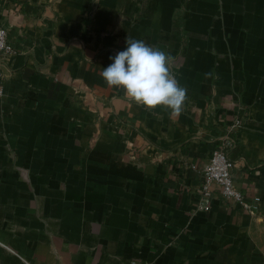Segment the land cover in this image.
<instances>
[{
  "label": "crops",
  "instance_id": "0c3cea01",
  "mask_svg": "<svg viewBox=\"0 0 264 264\" xmlns=\"http://www.w3.org/2000/svg\"><path fill=\"white\" fill-rule=\"evenodd\" d=\"M0 264H264V0H0ZM171 53L178 117L101 76L126 38ZM239 117L233 179L214 138Z\"/></svg>",
  "mask_w": 264,
  "mask_h": 264
},
{
  "label": "clouds",
  "instance_id": "9594fccd",
  "mask_svg": "<svg viewBox=\"0 0 264 264\" xmlns=\"http://www.w3.org/2000/svg\"><path fill=\"white\" fill-rule=\"evenodd\" d=\"M126 45L109 57L113 63L100 73L106 84L122 90L137 106L151 112L160 108L178 117L188 97L172 71L175 58L129 35Z\"/></svg>",
  "mask_w": 264,
  "mask_h": 264
},
{
  "label": "built area",
  "instance_id": "2783aa9c",
  "mask_svg": "<svg viewBox=\"0 0 264 264\" xmlns=\"http://www.w3.org/2000/svg\"><path fill=\"white\" fill-rule=\"evenodd\" d=\"M13 50V46L7 40L5 29L0 27V96L4 94L5 59ZM241 123L242 120L236 117L227 124L224 131L214 138L216 145L212 148L211 154L202 168V198L198 210H207L209 208L212 185L217 184L224 198L240 204L251 213L255 212L256 207L254 204L244 200L243 193L234 183L232 167L235 161L228 154V150L236 143V131L241 126ZM131 264H136V262H131Z\"/></svg>",
  "mask_w": 264,
  "mask_h": 264
}]
</instances>
